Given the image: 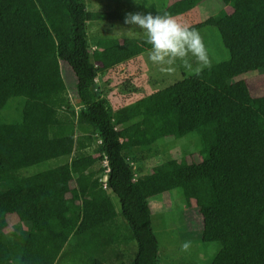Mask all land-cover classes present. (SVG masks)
<instances>
[{
    "label": "trees",
    "instance_id": "1",
    "mask_svg": "<svg viewBox=\"0 0 264 264\" xmlns=\"http://www.w3.org/2000/svg\"><path fill=\"white\" fill-rule=\"evenodd\" d=\"M201 1L89 11L83 0H0V112L25 98L19 121H0V264H109L107 255L133 240L130 264H158L147 199L176 187L201 214V240L220 244L209 264H264V96L234 79L264 69V0H223L219 12L191 24L216 27L228 58L127 103L117 122L95 88L99 73L151 45L144 37L90 41L88 21L131 10L176 16ZM59 60L76 77L79 111ZM192 132L200 162L169 158L134 176L125 150ZM58 156L66 162L19 174ZM8 213L20 221L9 232Z\"/></svg>",
    "mask_w": 264,
    "mask_h": 264
},
{
    "label": "rangeland",
    "instance_id": "2",
    "mask_svg": "<svg viewBox=\"0 0 264 264\" xmlns=\"http://www.w3.org/2000/svg\"><path fill=\"white\" fill-rule=\"evenodd\" d=\"M132 1L136 2V0ZM142 1L139 0L138 3ZM147 1L149 2L150 0ZM173 1L176 0H154L157 8L164 7ZM83 2L89 11H109L115 7L131 8L130 0H83ZM223 7H225L223 0H202L189 11L175 17L180 23L190 26L216 14ZM132 11L129 12L131 13ZM98 21H88L87 34L90 41L93 38L101 37L99 34L95 36L96 26L99 25L96 23ZM197 31L200 33L207 49L210 65L228 58L229 52L222 44L216 27L204 26L197 29ZM137 36L139 37V35ZM147 52L137 55L131 60L124 62L121 66H114L102 71L96 77L95 88L115 122L118 121V111L127 103L161 89L181 79L184 75L194 73L198 63L194 57L189 55L183 61L177 59L174 66L153 64L148 60ZM186 63L190 67H186ZM169 67L172 68L171 71L168 70ZM59 68L67 88L71 106L75 111H79L82 106L76 96V77L66 61L59 60ZM234 79L246 81L252 95L264 96V69L249 70ZM24 102V97L9 99L6 107L0 112V121H19ZM200 150L201 143L198 135L192 132L179 138L163 137L148 146L131 147L125 150L124 154L131 162L130 165L134 176H137L139 173L150 172L155 164L169 158L200 162L203 159ZM66 160L67 156L53 157L21 168L19 174L23 176L33 175L62 164ZM136 162H139L138 166H136ZM102 164L105 165L104 161ZM97 166L98 164L95 165V167ZM110 197L117 211L115 221L125 229L124 219L120 215L118 198L112 193ZM147 204L151 211L152 229L158 241V264L210 263L220 244L217 241L201 240V214L196 205H187L181 188L176 187L153 195L147 199ZM6 219L8 224L6 231L8 232L14 230L20 223L15 213H8ZM185 243L188 245L187 248L183 247ZM115 249V253H108L107 262L109 264H130L136 251V242L133 240L128 243H121L118 249L117 247ZM60 264H67V262L64 261Z\"/></svg>",
    "mask_w": 264,
    "mask_h": 264
},
{
    "label": "clouds",
    "instance_id": "3",
    "mask_svg": "<svg viewBox=\"0 0 264 264\" xmlns=\"http://www.w3.org/2000/svg\"><path fill=\"white\" fill-rule=\"evenodd\" d=\"M139 2V0H136ZM148 5L145 4V8ZM124 23L134 25L143 32L144 40L151 48L148 60L153 64L174 66L177 59L184 60L189 55L198 62L195 73L210 66L207 49L200 33L187 24L180 23L175 16L147 12L126 13ZM190 67L189 64H185ZM172 70L171 67L168 69ZM187 243L183 247L187 248Z\"/></svg>",
    "mask_w": 264,
    "mask_h": 264
},
{
    "label": "crops",
    "instance_id": "4",
    "mask_svg": "<svg viewBox=\"0 0 264 264\" xmlns=\"http://www.w3.org/2000/svg\"><path fill=\"white\" fill-rule=\"evenodd\" d=\"M129 3H130V6H136L138 4V2H133L132 0H130ZM96 23H98L99 25L96 26L97 28L95 29V32H96L95 36H97V34H99V35H101V37H111V38H126V37L141 38V37H143L142 30H140L139 28H137L134 25L125 24L124 19H122V20H99ZM87 24H88V22H87ZM87 33H88V29H87ZM137 35H139V37ZM93 39H95V38H93ZM122 64L123 63H120V64H117L116 66H121ZM138 164H139V162H136V166H138ZM140 174H142V173L137 174V176ZM117 249H118V247H117Z\"/></svg>",
    "mask_w": 264,
    "mask_h": 264
},
{
    "label": "built area",
    "instance_id": "5",
    "mask_svg": "<svg viewBox=\"0 0 264 264\" xmlns=\"http://www.w3.org/2000/svg\"><path fill=\"white\" fill-rule=\"evenodd\" d=\"M104 163H105V165L107 164L106 163V160H104ZM105 180H106V175H104V177L101 179V181L103 182V184L105 183ZM105 186V185H104Z\"/></svg>",
    "mask_w": 264,
    "mask_h": 264
}]
</instances>
